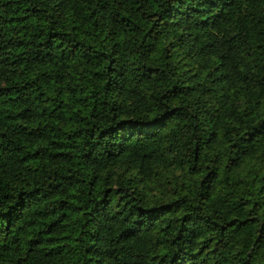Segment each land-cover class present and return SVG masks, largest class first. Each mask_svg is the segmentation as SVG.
Here are the masks:
<instances>
[{
	"label": "trees",
	"instance_id": "obj_1",
	"mask_svg": "<svg viewBox=\"0 0 264 264\" xmlns=\"http://www.w3.org/2000/svg\"><path fill=\"white\" fill-rule=\"evenodd\" d=\"M0 264H264V0H0Z\"/></svg>",
	"mask_w": 264,
	"mask_h": 264
}]
</instances>
